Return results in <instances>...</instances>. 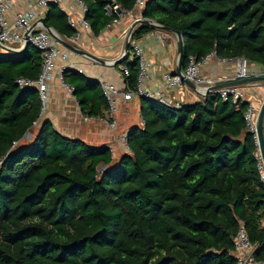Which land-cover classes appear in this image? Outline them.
Here are the masks:
<instances>
[{
	"label": "trees",
	"instance_id": "obj_1",
	"mask_svg": "<svg viewBox=\"0 0 264 264\" xmlns=\"http://www.w3.org/2000/svg\"><path fill=\"white\" fill-rule=\"evenodd\" d=\"M81 1L94 37L115 19L109 3L130 11L135 2ZM143 16L181 34L183 70L189 57L210 53L264 67V0H148ZM45 22L64 39L75 35L54 4ZM151 31L138 28L132 40ZM120 65L126 90H136L138 61ZM40 70L32 47L0 56V264H235L241 224L255 260L264 259V186L246 102L207 94L173 109L149 101L115 163L109 148L65 138L48 121L21 144L42 103L15 82L35 81ZM62 78L82 116L108 110L99 82L74 70Z\"/></svg>",
	"mask_w": 264,
	"mask_h": 264
},
{
	"label": "built area",
	"instance_id": "obj_2",
	"mask_svg": "<svg viewBox=\"0 0 264 264\" xmlns=\"http://www.w3.org/2000/svg\"><path fill=\"white\" fill-rule=\"evenodd\" d=\"M147 1L148 0H135L133 9L130 11H126L114 1L105 7L104 11L106 15L115 18L112 22L107 24L105 29L112 28L114 24L120 23L124 19L128 20L130 23L128 28L123 30L122 37L124 40L129 39L128 62H132L136 59L139 63L138 85L136 90H128L123 93L111 83H101V92L107 101L108 110L101 117L82 116L83 122L87 123L98 120L107 130H116L118 127V121L115 115L117 107L116 98L118 96H121L124 102L130 101L132 98H142L148 101L157 102L168 108L179 109L183 104V101L179 99L176 101L171 100L166 94L167 91H177L179 93L190 91L197 96L198 101L199 98H202V95L206 94L210 87L249 77L264 76V67L251 65L250 62L244 58H237L234 60L217 58L221 64H228L229 62L234 61L235 66L233 70L229 71L227 74L216 77L203 75L200 71L201 66L209 62L211 58L216 57L214 53H210L199 62L195 57H189L186 69L182 71L183 76L195 85V91L186 86L180 77L169 73H164L162 75L164 90H157L154 92L144 91L141 84L146 75L148 64L145 60L142 46L138 43V40H132V35L138 28H135L130 34V27L139 20L147 19L143 16ZM50 4L56 5L58 11L67 16L68 25L75 31V35L69 39L59 37L65 42L76 46L80 42L83 33L90 32L89 25L84 19L87 8L81 0H28L24 8L17 11H12V0H0V49L5 52L4 55H14V52L21 51L26 44L40 54L41 70L37 80L30 81L24 78H19L16 80L15 84L19 89L35 88L38 91L42 103L41 113H43L46 108L45 102L47 100L48 80H50L51 75L56 69H59V72L56 74L57 81L69 95L73 96V89L64 84L62 78V74L72 67L71 62H69L70 52L64 49L40 23V19H45ZM153 24L155 27L152 29L158 32L156 35L157 39L163 44H166L168 34L170 33L161 30V25L157 22L153 21ZM172 36L176 46V37L174 35ZM59 61H61L62 64H59ZM77 71L79 73L83 72L81 69H78ZM118 71L121 74L122 80L124 77H128L126 66L119 65ZM258 83L259 82L250 83L244 86H228L207 92V94L219 96L222 101L231 100L234 103L246 102L248 104L244 120L249 132L253 134L255 140L256 168L259 180L264 186V163L257 144L256 126L258 109L255 110L254 104L246 99V91L248 89L255 90L258 88ZM76 104L77 109L80 111L79 103L77 101ZM37 124L38 123H34V126H37ZM121 140L128 152L126 134L122 136ZM16 145L17 144L14 143V146ZM233 245L234 251L232 252V256L235 260V264H264V259L260 261L255 260L254 252L257 245L252 244L249 241L242 224L240 225L237 235L233 239Z\"/></svg>",
	"mask_w": 264,
	"mask_h": 264
},
{
	"label": "crops",
	"instance_id": "obj_3",
	"mask_svg": "<svg viewBox=\"0 0 264 264\" xmlns=\"http://www.w3.org/2000/svg\"><path fill=\"white\" fill-rule=\"evenodd\" d=\"M27 1L12 0V11L23 9ZM125 23H128V20L124 19L120 23L114 24L112 28L104 29L97 37H94L91 32L83 33L80 44L78 43L77 45L83 51L85 50V52L104 61L116 60L123 53L125 40L122 37V32L128 28L125 27ZM157 33V31L153 30L138 39L148 64L146 75L141 84L142 89L146 92L164 90L162 75L164 73L174 74L176 69L177 54L173 36L168 34L166 44H163L157 39ZM69 56V62H71L72 67L67 71L74 70L78 72L77 70L81 69L83 72L80 74L87 79L99 82L100 89L101 83L107 82L113 84L121 92H127L118 67L102 66L77 54L69 53ZM58 63L62 64L61 61ZM234 66V61L228 64H221L217 57H213L209 62L201 66L200 71L203 75L216 77L227 74L233 70ZM105 69H113L117 73ZM261 84L262 82H259L257 84L258 88L255 89L259 94L258 96H260L258 97L260 105L264 100V86H261ZM166 94L171 100L176 101L179 99L183 103L195 102L198 99L190 91H183L182 93L167 91ZM143 100L142 98H132L130 101L124 102L122 97L118 96L116 98L115 115L118 127L114 131H109L98 120L87 123L82 121V115L77 109L75 99L61 87L55 73H53L50 80H48L47 106L45 111L41 113L36 131L48 121L53 129L65 138L80 140L89 146L109 148L113 162L116 163L123 155L127 154L125 145L121 140L122 136L130 133L132 129L142 127L140 109L143 105ZM26 137L28 138L26 139ZM24 138L28 142L26 143L27 145L32 144L34 140L32 134H26Z\"/></svg>",
	"mask_w": 264,
	"mask_h": 264
},
{
	"label": "water",
	"instance_id": "obj_4",
	"mask_svg": "<svg viewBox=\"0 0 264 264\" xmlns=\"http://www.w3.org/2000/svg\"><path fill=\"white\" fill-rule=\"evenodd\" d=\"M40 23L42 24V26L58 41V43L67 51H69L72 54H77L79 56L88 58L102 66H108L111 68H115L116 66L120 65L123 61L127 60L128 56H129V39L125 40L124 43V47H123V54L116 60H113L112 62H108V61H104L100 58H97L81 49H79L78 47L71 45L67 42H65L64 40H62L59 35L57 34V32H55L52 28H50L46 22L45 19H40ZM141 27H145V28H154V24L153 21L150 19H144V20H139L137 22H135L134 24H132V26L130 27V34L132 33V31L135 28H141ZM161 30L170 33L172 35H174L176 37L177 40V45H176V54H177V62H176V69L174 72V75L180 77V79L182 80V82L188 86L191 90L195 91L196 87L195 85L190 82L189 80H187L183 74V67L181 65L182 62V54H183V44H182V36L178 31H174L172 29L169 28H165V27H160ZM29 49V46L26 44L24 46V48L21 51L18 52H14V55H23L27 52V50ZM255 82H262L264 83V76H259V77H249L246 79H240V80H236V81H232V82H228V83H224V84H219L213 87L208 88L207 92L210 91H214L217 89H221L224 87H228V86H244L250 83H255ZM206 94L202 95V97H205L207 95ZM263 124H264V101L262 102V104L260 105V108L258 109L257 112V144L259 147V151L264 163V132H263ZM44 124H42L43 126ZM41 126V127H42ZM131 135L130 133L126 134V139L128 140L129 136Z\"/></svg>",
	"mask_w": 264,
	"mask_h": 264
},
{
	"label": "rangeland",
	"instance_id": "obj_5",
	"mask_svg": "<svg viewBox=\"0 0 264 264\" xmlns=\"http://www.w3.org/2000/svg\"><path fill=\"white\" fill-rule=\"evenodd\" d=\"M129 26V22L128 23H125V27H128ZM80 44V43H79ZM82 45V44H81ZM79 49H81V50H83L82 48H80L78 45H76ZM85 51V50H84ZM5 54V52L2 50V49H0V56L1 55H4ZM90 54V53H89ZM92 55V54H91ZM58 67V66H57ZM105 70H109V71H111V72H115V73H117V71H114L113 69H105ZM59 72V69H56L53 73H55V76H56V74ZM261 86H264V83H262L261 84ZM259 94L255 91V90H252V89H248L247 91H246V99L247 100H250L253 104H254V107H255V110H257V109H259L260 108V104L258 103V97H260V96H258ZM264 99V98H263ZM264 101V100H263ZM148 104H149V101L148 100H146V99H144L143 100V105H144V107H146V106H148ZM45 105L47 106V100H46V102H45ZM259 107V108H258ZM258 111V110H257ZM36 129H37V127H35V128H33L30 132H28L27 134H32L34 137L36 136V133H37V131H36ZM263 132H264V124H263ZM132 137H133V134H131L130 136H129V138H128V140L129 139H132ZM28 137H26V139H27ZM26 139L24 138L22 141H21V144H26V143H28L27 141H26ZM19 145V144H18ZM91 147H96V146H91ZM96 148H98V147H96ZM126 150V149H125Z\"/></svg>",
	"mask_w": 264,
	"mask_h": 264
}]
</instances>
